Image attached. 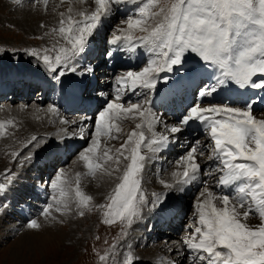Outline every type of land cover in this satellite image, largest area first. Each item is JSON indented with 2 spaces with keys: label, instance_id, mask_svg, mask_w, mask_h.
Returning a JSON list of instances; mask_svg holds the SVG:
<instances>
[{
  "label": "snow or ice",
  "instance_id": "1",
  "mask_svg": "<svg viewBox=\"0 0 264 264\" xmlns=\"http://www.w3.org/2000/svg\"><path fill=\"white\" fill-rule=\"evenodd\" d=\"M23 2L12 0L15 5ZM42 2L46 11L49 0ZM91 2L90 9L76 7L89 0H60L57 8L65 3L68 7L57 12L58 26L45 33L55 37L54 43L42 50L25 49L32 58L26 62L28 68L14 73L17 83L34 92L47 90L73 103L87 106L95 100L98 105L90 142L77 154L85 171L76 172L74 181L66 169L56 167L60 153L68 149L62 140L33 135L23 145L26 154L11 153L21 170L45 160L55 172L50 181L54 194L40 216L62 224V217L73 213L84 217L102 211L104 224L123 226L117 244L99 256L102 264H108L109 257L110 264H140L132 250L121 251L128 248V231L146 214L160 219L175 214L176 203L195 187L193 223L181 247L170 249L177 259L166 264H264V0ZM118 16L123 19L113 26ZM108 29L112 30L100 52L106 64L118 57H145L144 65L135 70H113V95L89 90L85 80L96 78L98 66L84 61L95 38ZM129 93L138 99L125 101ZM158 107L175 108V123L166 122ZM37 111L58 115L59 106L51 103ZM89 119L83 116L71 123L83 125ZM127 120L139 122L119 147L111 145L121 139V125ZM6 125L15 127V122L0 121V137ZM161 125L163 131H157ZM84 132L82 126L81 139ZM173 145L185 151L167 178L159 179L162 190L149 196L143 189L148 162ZM205 156L202 163L199 158ZM98 175L115 181L102 204L81 188L82 178ZM20 176L13 169L3 174L0 217L7 215L5 202ZM208 179L214 181L211 186ZM252 217L260 222L252 225ZM26 227L40 231L44 225L35 218Z\"/></svg>",
  "mask_w": 264,
  "mask_h": 264
},
{
  "label": "rangeland",
  "instance_id": "2",
  "mask_svg": "<svg viewBox=\"0 0 264 264\" xmlns=\"http://www.w3.org/2000/svg\"><path fill=\"white\" fill-rule=\"evenodd\" d=\"M49 2H50V0H49ZM39 3H42V0H40ZM39 3L35 2L34 0H32V1L29 0V1H24L22 5H15L12 3V0H1L0 1V48H3L6 50V52H0V56L5 57V60L8 61V59H10L11 62H16L18 64H20V62H22L23 64H27L26 62L31 60L32 58L26 54L25 49L36 48L38 50H42L45 47H51L52 44L54 43L55 37L53 35L46 36L45 33L50 32V30L53 27L58 26V20L56 21L57 23L55 22V24L53 26H48V27L44 26L45 31H40L38 33L39 35H36V34L33 35V31L31 28L26 29L23 27L24 26L22 23L23 17H22V15L20 17L19 14L17 13V8L19 10V9H22L23 6H27V5H30V7L35 8ZM64 5L66 7L68 6L67 3H65ZM9 6H10V8H9ZM82 6H85V5H82ZM88 6H89V8L90 7L94 8V4L91 2V0H89ZM55 8H57V7H55ZM41 10L42 9H40L38 11H40L41 14H44V12ZM41 19L42 18L36 17L34 19L29 20L30 27H31V23L33 21H37V20H41ZM44 21L45 22L40 23V27H41V25H43V23H46L48 20L44 19ZM6 56H8V57H6ZM28 58H30V59H28ZM21 69H24V68L21 67ZM23 89L25 90V87ZM8 96H10V94H8ZM30 97H27L28 100L31 99ZM50 98L54 99L53 97H50ZM49 99H44L43 101H41L40 106L36 102L29 100L27 103H24V106H26V104H27L26 110L28 109V107L34 109L33 110L34 112L31 109L30 114L31 113L35 114L37 112V111L35 112V110H37V108L39 109L40 107H45L48 104ZM45 100L47 101V104L43 105ZM20 103H21V101H19L17 103L14 102L13 104H11L10 101L6 102V104H8L10 106H16ZM34 103H36V104H34ZM55 104L57 105V103H55ZM33 107H35V108H33ZM24 109H25V107H24ZM64 114H66V113H64ZM63 117H64L63 120H67V115H63ZM0 119H4L1 121H6V120H9V116L8 115H0ZM74 120H76V119H74ZM138 122H139V120H127V121L123 122L121 125L122 129H123L121 139L110 141V144L115 145L116 147H119V145H120V143H122L123 139L126 138V133L131 132L135 128L134 125ZM65 128H66V126L65 127L64 126L59 127V125H57L56 123H52V127L47 126L44 130H43V128H41L42 130L36 131L35 132L36 134L34 133V135L39 137V138H43L44 140H49V139L62 140V139H64L63 135L65 132ZM80 128L81 127L77 124L76 125L68 124L66 130L68 131V133L70 135H72L75 132V130H76V134L79 133ZM92 131H94V126L92 128ZM22 132L25 134H24V138L20 141L22 144H20V146L18 148L9 149L8 152L4 151V153L0 152V181L3 180V178H4L3 174H4L6 169H13L15 171V169L18 167L17 164L14 163L13 158L11 156V153L13 151H21L24 143H26L27 140H29L31 138V137H29V136H31L29 130L26 131L27 133L24 132V130H22ZM19 134H20L19 129L17 130V129H15V127L6 125V134L4 136L10 137V138L18 141L19 139L22 138V136H20ZM196 134L199 135L198 133H196ZM4 136L0 137V140L1 139L3 140ZM90 137H91V134H90ZM59 138H61V139H59ZM200 138L203 139L202 136ZM181 139H183V137H181ZM78 140H79V138H78ZM64 142L67 143V141H64ZM89 142L87 140L88 144H89ZM0 147H4V145L1 146V144H0ZM83 148L84 147L80 146V148L78 150L76 149L75 150L76 152H73V154L68 153L70 151H68V152L63 151V153L61 152L60 156L62 158H63V156L66 158H69V156L71 154H72V156L68 160H66V159L61 160V162L58 163L56 165V167L61 168V167L65 166L67 164V162L69 161L68 165L63 167V169H68L71 166L72 162L77 159V154ZM171 148H172L171 152H173V153H171V155H169V157L175 155V153H176V158H178L179 155H182L184 153V152H182L183 149L179 145L178 146L173 145V146H171ZM34 150L35 149H33V151ZM26 152H27V150L25 151V154H26ZM199 159H201L202 162H206V156L204 158H199ZM152 166H154L152 161H149L148 165H147V169L152 167ZM173 166H174L173 164L172 165L169 164L167 166L168 167L167 170H165L164 172L166 173V171H168ZM25 169H27V168H24V170ZM149 172H151L150 169H149ZM163 173H162V177L167 178V174L165 175V173H164V175H163ZM54 175H55V172L52 169L51 170V176H50L51 179L54 178ZM144 178H145V174H144ZM151 178L156 179V180H153L150 182L144 181V185H143L144 191L146 193H148L149 196L154 190H157V189L162 190L161 186H159V183H158V181L160 179L159 175L151 177ZM25 181L27 182V178H25L23 180V182H25ZM31 182L34 183L33 181H31ZM114 183H115V181L112 182L111 186L109 187L108 192L106 194H104L103 197H101V196L95 197V195L92 192L86 190L82 186L83 183H81V188L84 192H86L85 194L93 196L94 203L102 204V203H106L105 197L111 191V188L114 186ZM213 183H214V181L212 179H208V185L209 186H211ZM25 184L27 185V183H25ZM26 185L24 188H22L24 190V192L26 190ZM50 192H51V190H50ZM197 194H198V189L190 191L186 201L184 202V211H183L184 214L182 215L183 220H182L181 226L178 230V234H177L176 241H175L174 245H173V243H174V237L175 236H174L173 230L161 231L164 227L163 223H157L155 225L154 223L148 222V223H145V225H146V227L153 226L152 231L149 234L148 233H145V235L141 234L142 236H139V237H136V235H135L134 236L136 239L135 243L139 245L142 242H146V244H147L155 238V235H159L160 237H162V239H164V242L162 244L157 243L155 245H150L149 247L141 248L139 246L137 247V246L133 245V241L129 240V239H131V235H130V233H128L127 236L125 237L128 248H121V251L126 254L129 250H132L134 252V254L139 257V259L142 258V260L140 261V264L141 263L147 264V262L145 261L146 260L145 258H147V259L152 258L153 252L157 247L163 246V248L165 247L168 249H169V247H170V249H175L176 247L180 248L181 247L180 241L182 240L183 237H185L188 234L189 225L193 223V213H194L193 204H194L195 197ZM51 196H52V194H51ZM51 196H50L48 202H51ZM25 198L26 197L24 195H22L19 198V200L25 199ZM99 198H101V199H99ZM44 205H45V202L41 208L39 207L38 212H36L34 215H28L27 214L28 211L22 209L23 212L20 213L21 217H19V218H17L18 214H16L15 209H21V207L19 205H15V209H11L12 213H10V211H9V212H7V215L0 217V264H102V262L100 260L97 262V259H95V257H92L91 259H89L90 253L93 252V250L97 248L96 245L99 246V244H103V242H104L103 240H105V243H108L112 240H115L114 244H117L118 238L121 237L120 234L116 235L114 232V229L112 227H109V225H106V229L103 228L102 226L104 225V223L102 222V220H103L102 211L94 210L92 212L86 213V215L84 217H79V216L75 215V213L71 214L70 216L62 217V219L64 220V223H62V224L61 223H53V222L51 223V225H52L51 229H53V230H54V228L59 229V226L56 227L53 225H60L62 227L67 228L68 225L71 226V223H74L73 226H75V229H74L75 233L72 232V237H69L70 239L63 238L64 241L61 243V245H59L60 242H59V244H58V242H55L56 244L51 245V242H47V241L42 244L41 242H38L37 239H34L31 242L21 244V242L24 239H22V241L20 239L22 237H24L25 235H26L25 237H27V235L29 233V229H27V227H26V224H27L29 219L38 218L40 220V218H41L42 223H47L50 225L49 222L44 221L43 217L40 216V211ZM23 213H26V215H24ZM71 217L74 219L75 222L72 221L71 223H67V222L72 220ZM259 222L260 221H259L258 217H252L250 220V223L252 225H256ZM117 225H121V224L117 223ZM46 227H47V225H46ZM107 227H109V228H107ZM47 229H48V227H47ZM121 229H120V232H121ZM34 233L37 235L38 231H34ZM171 239L173 241H171ZM99 241H100V243H98ZM121 243H123V241H121ZM114 244H112V245H114ZM109 251H110V247L108 248V250L106 249V252H109ZM168 254H169V256L166 254L168 258L177 259V257L174 255V253L171 252L170 250L168 251ZM110 261H111V257H109L108 264H110ZM189 264H190V262H189Z\"/></svg>",
  "mask_w": 264,
  "mask_h": 264
},
{
  "label": "bare ground",
  "instance_id": "3",
  "mask_svg": "<svg viewBox=\"0 0 264 264\" xmlns=\"http://www.w3.org/2000/svg\"><path fill=\"white\" fill-rule=\"evenodd\" d=\"M1 1V0H0ZM32 1V0H30ZM5 3V2H4ZM60 4V0H50L48 6H47V10L45 11L44 9V5H43V2L42 3H39L35 8L33 7H30V5H27V6H23L22 9H19L17 8V13L19 14V16L23 17V27L26 28V29H32L33 31V35L36 34V35H39L38 33L40 31H45L44 30V26L48 27V26H53L55 24V22L59 19L58 15H57V12L58 11H65L66 7L64 4L61 5L60 7L56 8V11H54L53 9ZM8 5V4H7ZM77 8H82V7H89L88 5H85V6H82V5H76ZM93 7V6H92ZM10 8V6H9ZM26 8V9H25ZM91 8V7H90ZM42 9L41 11L44 12V14H41L40 10ZM10 11V10H9ZM11 17V16H10ZM36 17H39V18H42L41 20H37V21H33L31 23V27H30V24H29V20L31 19H34ZM44 19L48 20L46 23H43V27L41 26L40 27V23L41 22H45ZM36 20V19H35ZM8 21V20H7ZM11 21V20H10ZM13 23V22H12ZM57 23V22H56ZM20 24V23H19ZM22 25V24H21ZM30 31V30H29ZM31 32V31H30ZM31 35V34H30ZM35 35V36H36ZM25 43V42H24ZM2 81L5 83L6 80H2V77L0 78V96H3V87L1 86L2 85ZM27 97H30V96H26L25 99L28 100ZM50 97H53L54 99H51ZM31 98V97H30ZM50 98V99H49ZM44 99H49L48 101V104H51V103H57V105L59 106V104L61 102L64 101V105H65V108H64V112L62 109H60L59 107V114L58 115H53V114H49L47 113L46 111H37L35 110V114H30V111L32 108L28 107V109L26 110V106H25V109L21 110V105H24V101L23 99L21 98L19 101H21L20 104L16 105V106H10L6 103H1L0 104V115H8L9 116V119L13 120L15 122V129H19L20 131V136H22L21 139H19L18 141L17 140H14L10 137H7V136H4V139L0 140V144L1 146L4 145V147H0V152L1 153H4V151H9V149H13V148H18L20 146V144H22L20 141L24 138V134L22 132V130H24V132L28 131L30 132V135L33 136L34 133L38 130H42L41 128H43V130L49 126V127H52V123H56L57 125H59V127L61 126H66L67 123H61V120L64 119L63 115H67V114H64L66 113L67 111L73 109L74 107L78 106L79 104L77 103H73L71 102L69 99H66V98H63L61 97L60 95L58 94H54L52 92H50L49 95H46L45 97V94L43 97H41V99L39 100V103L41 101H43ZM30 100V99H29ZM36 104V103H34ZM48 104L45 106V107H40L39 109H42V110H46L47 109V106ZM33 105V104H32ZM35 106V105H34ZM87 109L89 110L88 112H91L95 107H97V104L95 102V100L92 101L91 105H87L86 106ZM35 108V107H33ZM37 108V107H36ZM38 109V108H37ZM34 109H32L33 111ZM34 112V111H33ZM93 115V113H91V116ZM20 116V117H19ZM57 116V117H56ZM1 120H4V119H0ZM6 120V119H5ZM87 121V120H86ZM89 121V120H88ZM135 126V125H134ZM45 127V128H44ZM16 131V130H15ZM63 132V131H62ZM27 133V132H26ZM40 133V132H39ZM36 134V133H35ZM29 135V134H28ZM38 135V134H37ZM29 136V137H31ZM27 137V136H26ZM62 137V136H61ZM183 137V136H182ZM192 136H189L188 138L191 139ZM78 138L79 140L81 139L80 138V132L78 134ZM61 139V138H59ZM184 139V137H183ZM182 139V140H183ZM62 141H65L64 139H62ZM182 148V147H181ZM184 149V148H182ZM11 151V150H10ZM175 151V150H174ZM63 153V152H62ZM70 153V152H68ZM171 153L173 152H169V155H171ZM175 153V152H174ZM176 155V153H175ZM3 156V155H2ZM64 158V156H63ZM75 162V163H74ZM174 166L171 167L168 171H166L165 175L167 174L168 175V172H170L171 170H173ZM67 170V173H68V177L69 179L73 180L74 181V178L75 177V173L76 172H81L83 173L85 171L84 167H83V164L82 162H79L76 160H74L71 164V166L66 169ZM163 173V175H164ZM162 177V174L159 175V178ZM164 178V177H163ZM153 180H156V179H152L150 176H148V174H146V178H145V181L146 182H150V181H153ZM114 180H110L108 177H100L99 175L97 176L96 179H92V178H88V177H85V178H82V181L81 183H83V187L92 192L95 197H103L104 194H106L109 190V187L111 186L112 182ZM160 186V185H159ZM86 193V192H85ZM54 193H52L53 195ZM101 199V198H99ZM178 206V204H176V207ZM70 216V215H69ZM72 218V217H71ZM41 221V218L40 220ZM72 221H74V219L72 218L71 221L67 222V223H71ZM75 222V221H74ZM42 223V221H41ZM53 223H56V222H53ZM44 225L43 229L38 231V234L36 235L34 233V231L32 230H29V233L27 235V237H22L20 240L22 241V239H24L21 244H24V243H27V242H31L32 240L34 239H37L38 242H41L42 244L44 242H51V245H54L56 244L55 242H60L59 245H61V243L64 241L63 238H66V239H70L69 237H72V232L75 233V226H73L74 223H71V226H67V228L65 227H62L60 225H53V226H59V229L58 228H54L51 229V223L50 225L47 224V223H42ZM48 229H47V227ZM148 225V224H147ZM156 225V224H155ZM146 226V225H145ZM70 229V230H69ZM77 229V228H76ZM158 229V228H157ZM48 230V231H47ZM27 231V230H26ZM54 232V233H53ZM27 233V232H26ZM129 233V232H128ZM77 235V234H76ZM143 235V234H142ZM141 234H136V237H139V236H142ZM75 238V237H74ZM142 238V237H141ZM72 239V238H71ZM125 239V238H124ZM117 240V239H116ZM130 240V239H129ZM140 240V239H139ZM143 241V240H142ZM40 243V244H41ZM100 243V241L98 242ZM138 243V242H137ZM49 244V243H48ZM159 245V244H158ZM157 245V246H158ZM136 246V245H134ZM96 247H98L96 245ZM138 247V246H137ZM136 247V248H137ZM176 247V246H175ZM135 248V249H136ZM170 248V247H169ZM177 248V247H176ZM168 248H163V246H160V247H157L154 252H153V255H152V258H145L147 264H151L150 260L153 259L155 256L158 255V253H161V252H166ZM137 251V250H136ZM143 252V251H142ZM145 252V251H144ZM149 252V251H148ZM151 253V252H150ZM150 255V254H149ZM142 260V258H140V261ZM190 262V261H189ZM142 264V263H141Z\"/></svg>",
  "mask_w": 264,
  "mask_h": 264
}]
</instances>
